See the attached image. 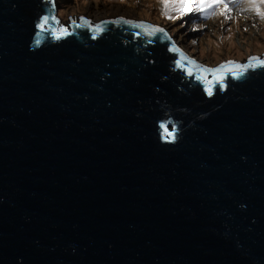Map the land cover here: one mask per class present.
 <instances>
[{"label":"water","instance_id":"obj_1","mask_svg":"<svg viewBox=\"0 0 264 264\" xmlns=\"http://www.w3.org/2000/svg\"><path fill=\"white\" fill-rule=\"evenodd\" d=\"M57 11L0 0V264H264V65Z\"/></svg>","mask_w":264,"mask_h":264},{"label":"rangeland","instance_id":"obj_2","mask_svg":"<svg viewBox=\"0 0 264 264\" xmlns=\"http://www.w3.org/2000/svg\"><path fill=\"white\" fill-rule=\"evenodd\" d=\"M105 1L110 2L77 0L73 6L61 5L58 13L62 19L58 25L68 26L69 18L79 13H88L93 19L125 15L158 21L172 30V39L179 37L183 49L206 64L228 60L245 61L252 53L262 55L264 52V19L249 10L254 4L264 9V0H235L241 10L234 8L231 20L222 15L202 19L195 11L169 20L163 14L153 12L162 11L154 7V2L160 3V0H129L127 3L125 0ZM172 15L176 17L175 12Z\"/></svg>","mask_w":264,"mask_h":264},{"label":"snow or ice","instance_id":"obj_3","mask_svg":"<svg viewBox=\"0 0 264 264\" xmlns=\"http://www.w3.org/2000/svg\"><path fill=\"white\" fill-rule=\"evenodd\" d=\"M162 5L163 15L166 16L169 20L176 19L178 17H174L172 15L173 12L179 13L181 16L188 12H198L203 14L205 18L211 19L218 15H222L227 20L233 19L231 13L233 9L241 10L239 5L236 4L235 0H160ZM251 12H254L261 19H264V9H262L259 5H252L249 9ZM52 19H56L55 16ZM83 20L84 25L93 27L96 31H103L102 24H107L109 21H102L101 23H97L95 25L92 24L90 20L85 17H80ZM49 17L45 16L43 18V23L40 24L41 28L48 23ZM123 21L124 23L135 25L137 27H142L145 29L148 36H154L156 33H165V29L159 26L148 25L143 21L137 22L133 20H126L124 17L118 18L116 21H112L115 23H120ZM73 24L76 23L75 20L72 21ZM61 33H65L66 29H61ZM166 34V33H165ZM171 39V37H169ZM195 43V41H193ZM172 51L180 52V60L177 62L180 67H184L183 62L185 60L188 61L189 65L195 67L196 69L203 72H218L220 75L217 77L218 80L224 79V70L231 71L234 76L238 75L236 71L233 70V67L236 69H240L242 71H246L250 67L261 66L264 65V59H261L258 56H250L248 58L247 63H239L237 61L228 60L223 64L219 65L217 68H208L203 64H199L195 59H191L187 56L182 50L173 45ZM257 62V63H253ZM188 74H192V68H188ZM209 95H211V89L208 90Z\"/></svg>","mask_w":264,"mask_h":264},{"label":"clouds","instance_id":"obj_4","mask_svg":"<svg viewBox=\"0 0 264 264\" xmlns=\"http://www.w3.org/2000/svg\"><path fill=\"white\" fill-rule=\"evenodd\" d=\"M57 1V0H56ZM100 1H103V2H110V1H105V0H100ZM57 6H58V10L60 9V7H61V5L59 4V2H57ZM86 14H88V13H79V14H76V15H74L73 16V18H75L77 21H79V16H81V15H83L84 17H86V18H89L88 16H86ZM57 16L59 17V19H58V21H57V24H58V22L59 21H61V17L59 16V13H58V11H57ZM117 16H123V17H129V16H125V15H116V16H111V17H117ZM106 18H109V17H106ZM129 18H132V19H138V20H143V21H146V22H148V23H150V24H155V25H157V26H159V27H162L163 29H165V31L169 34V35H173L174 33L172 32V30H169V29H167V27L162 23V24H159L158 23V21H151V20H148V19H142V18H136V17H129ZM90 20H92L91 18H89ZM103 19H105V18H103ZM69 20H70V18H69ZM100 20H102V19H100ZM100 20H96L95 22H97V21H100ZM69 22H71V21H69ZM92 22H93V20H92ZM58 27L59 28H62V27H64V28H70V23H69V25L68 26H60V25H58ZM173 33V34H172ZM173 40L182 48V43L180 42V39H179V37L178 36H175V37H173ZM183 49V48H182ZM185 52H187L189 55H192V54H190V52H188L187 50H185V49H183ZM263 53V52H262ZM255 55H258V56H261V55H259V54H257V53H252V54H250L248 57H247V59L250 57V56H255ZM192 56H194L197 60H199L200 62H202V63H204L202 60H200L198 57H196V55H192ZM247 59L245 60V61H240V62H242V63H246L247 62ZM233 61H238L239 62V60H233ZM221 62H224V61H221ZM221 62H218V63H221ZM218 63H214V64H218ZM204 64H206V63H204ZM206 65H209V66H212L213 64H206Z\"/></svg>","mask_w":264,"mask_h":264},{"label":"trees","instance_id":"obj_5","mask_svg":"<svg viewBox=\"0 0 264 264\" xmlns=\"http://www.w3.org/2000/svg\"><path fill=\"white\" fill-rule=\"evenodd\" d=\"M129 0H125V2L127 3ZM60 5H63V4H67L68 6H73V5H76L77 3V0H59L58 1ZM158 7L159 9L162 10V5L161 3H159L158 1L157 2H154V7ZM153 12H158L160 15L163 14L162 11H153ZM176 13V12H175ZM186 14V13H185ZM174 15V14H173ZM181 16L179 13H176V17H179ZM199 17L202 18V19H206L203 14L199 13Z\"/></svg>","mask_w":264,"mask_h":264},{"label":"bare ground","instance_id":"obj_6","mask_svg":"<svg viewBox=\"0 0 264 264\" xmlns=\"http://www.w3.org/2000/svg\"><path fill=\"white\" fill-rule=\"evenodd\" d=\"M87 16H90V15L87 14ZM89 18H91V16H90ZM91 19L93 20V23H95V21H96L97 19H100V18H97V19H93V18H91Z\"/></svg>","mask_w":264,"mask_h":264}]
</instances>
